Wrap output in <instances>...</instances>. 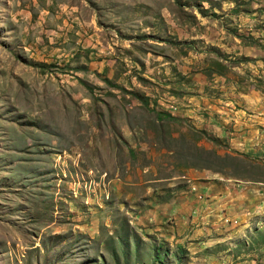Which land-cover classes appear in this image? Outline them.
<instances>
[{
	"label": "rangeland",
	"instance_id": "obj_1",
	"mask_svg": "<svg viewBox=\"0 0 264 264\" xmlns=\"http://www.w3.org/2000/svg\"><path fill=\"white\" fill-rule=\"evenodd\" d=\"M0 264H264V0H0Z\"/></svg>",
	"mask_w": 264,
	"mask_h": 264
},
{
	"label": "crops",
	"instance_id": "obj_2",
	"mask_svg": "<svg viewBox=\"0 0 264 264\" xmlns=\"http://www.w3.org/2000/svg\"><path fill=\"white\" fill-rule=\"evenodd\" d=\"M251 190H252V188H251Z\"/></svg>",
	"mask_w": 264,
	"mask_h": 264
}]
</instances>
